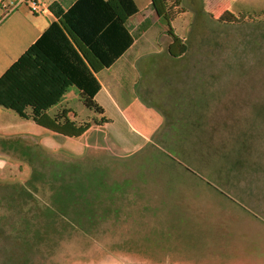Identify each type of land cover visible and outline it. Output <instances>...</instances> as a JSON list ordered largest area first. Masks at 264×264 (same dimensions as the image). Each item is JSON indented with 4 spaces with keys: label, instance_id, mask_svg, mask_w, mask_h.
<instances>
[{
    "label": "rangeland",
    "instance_id": "1",
    "mask_svg": "<svg viewBox=\"0 0 264 264\" xmlns=\"http://www.w3.org/2000/svg\"><path fill=\"white\" fill-rule=\"evenodd\" d=\"M182 6L175 38L161 19L134 33L136 47L150 37L136 91L160 117L150 141L76 94L67 128H33L40 139L24 140V158L1 155L0 194L11 213L0 206V227L19 237H0V264H264V0ZM49 156L75 165L64 179L83 184L51 190L49 170L64 168L41 163ZM175 161L210 182L211 193L166 182ZM215 192L229 198L212 201ZM47 205L59 214L50 226ZM39 211L35 240L21 238Z\"/></svg>",
    "mask_w": 264,
    "mask_h": 264
},
{
    "label": "trees",
    "instance_id": "2",
    "mask_svg": "<svg viewBox=\"0 0 264 264\" xmlns=\"http://www.w3.org/2000/svg\"><path fill=\"white\" fill-rule=\"evenodd\" d=\"M151 5L158 18L167 24V33L174 37L171 22L184 12L182 0H151ZM49 10L68 26L104 67H109L134 41L125 25L128 17L138 10L134 0H75L66 10L58 2H53L49 5ZM185 50L186 44L181 43L179 54H183ZM0 82L14 88L27 89L32 94L30 98H25L19 107L12 101L7 102L5 97H0L1 106L22 117L36 120L43 110L59 102L70 89L76 90L79 99L87 108L102 112V107L95 101L100 83L56 21L51 22L36 41L3 73ZM43 97H47V101L41 104ZM28 108L31 109V115L25 112ZM156 150L164 153L158 146ZM163 155L170 161L175 159L168 153L162 154V157ZM174 164L177 166L174 171H171L172 167L169 168L170 176L164 178L166 182L178 180L195 190L204 189L209 193L214 189L210 182L204 180L190 166L178 161ZM70 167L74 168V172L78 171L71 163L68 164V168ZM173 173L179 178L172 179ZM73 180L68 186L83 184L80 183L82 179L78 177ZM178 187L181 190L184 188L183 185ZM215 193V200L212 201L229 198L223 192Z\"/></svg>",
    "mask_w": 264,
    "mask_h": 264
},
{
    "label": "crops",
    "instance_id": "3",
    "mask_svg": "<svg viewBox=\"0 0 264 264\" xmlns=\"http://www.w3.org/2000/svg\"><path fill=\"white\" fill-rule=\"evenodd\" d=\"M14 8L7 14L1 7L0 0V77L14 64L21 54L47 29L51 22L60 24L74 47L87 63L98 82L100 88L95 94V100L101 107H107L120 117L126 124L129 132L143 141H150L158 129L160 117L156 115L145 100L136 92L141 76L140 64L145 60L146 44L150 42L147 37L144 43L136 47L139 39L134 33L140 35L151 30L160 20L151 5V0H134L138 10L128 17L126 27L132 34L134 41L125 52L109 67H104L88 48L70 31L68 26L54 16L49 5L58 2L61 7L68 9L75 0H14ZM32 4L37 10L32 11ZM142 35V36H143ZM23 91L27 89L7 86L0 82V97L7 102H14L19 107L25 98ZM70 89L59 102L52 104L33 120L31 117H22L11 109L0 105V169L4 170L7 161L1 155H9L20 159L18 147L31 135L40 139V133L32 130L36 127L46 128L47 133L61 131L67 128L64 118L74 106H78L77 93ZM44 99V97H43ZM44 103V100L41 104ZM31 115V109L25 110ZM59 120V123H58ZM69 124V123H68ZM69 131V125H68ZM10 145L12 147H10ZM10 158L7 156V159ZM6 170V169H5ZM149 264V263H147Z\"/></svg>",
    "mask_w": 264,
    "mask_h": 264
},
{
    "label": "flooded vegetation",
    "instance_id": "4",
    "mask_svg": "<svg viewBox=\"0 0 264 264\" xmlns=\"http://www.w3.org/2000/svg\"><path fill=\"white\" fill-rule=\"evenodd\" d=\"M10 147H12L11 145H10ZM18 153H21V157L22 158H24V156L26 155L25 154V149H24V146H23V143L21 144V145H19V147H18ZM29 153V151L27 152V154ZM19 155V154H18ZM30 157V156H29ZM33 159V161H38V160H35V158H32ZM40 160H41V163H43V164H45V163H48V165L50 164L51 166L52 165H54V166H56V165H58V166H60V167H62V168H64L63 169V171L61 172V171H56V169H53V170H49V180H50V182H51V190H55L57 193H59V192H63V190H65V191H68V179H64V177L66 176V175H68V163H64V162H62V161H56L57 159L56 158H53V157H44V159L42 158V157H40ZM48 161V162H47ZM57 169H59V168H57ZM66 174V175H65ZM55 183V184H54ZM63 187V188H62ZM25 187H23L22 189H17V195H18V193L20 192V190L22 191L23 189H24ZM60 188H62V189H60ZM33 190V189H32ZM29 191V190H28ZM34 191V190H33ZM16 195V196H17ZM3 196L0 194V206H5V208H7V211H9V213H11V210L9 209V206H8V201L6 200H4V198H2ZM59 205H61V204H59ZM36 207H37V205H36ZM35 208V207H34ZM44 208L45 209H47V212H48V218H49V222H48V224H49V226L52 224L51 222H55V220H57L58 219V217H59V214L54 210V208L52 207V205H47L46 207L44 206ZM37 212V211H36ZM42 214H41V212L39 211L38 212V214L36 215V216H34V217H32L30 220H31V222L32 223H34V225L36 226V228L32 231V232H30V233H27V234H24V235H21V238H29L30 240H35V238H34V236L35 235H33V234H36L37 232H38V226H37V223H38V219H40V216H41ZM6 218H8V215L6 214ZM17 218V217H16ZM16 218L14 217V218H11L12 219V221L15 219L16 220ZM8 231V227H6V229H3V226L2 227H0V237L3 239V241L5 242H7V240L10 238L11 240H16V238H18L19 237V235H7L5 232H3V231ZM39 236V235H38ZM38 236H36V238L38 237ZM40 237V236H39ZM5 243H3V245H4ZM8 245V244H7ZM1 249H2V251L4 252V248L2 247V242L0 241V251H1ZM52 250H55V248L53 249V247L51 248V247H49L48 248V252H50V254L52 253ZM1 251V252H2ZM2 264V263H1Z\"/></svg>",
    "mask_w": 264,
    "mask_h": 264
},
{
    "label": "built area",
    "instance_id": "5",
    "mask_svg": "<svg viewBox=\"0 0 264 264\" xmlns=\"http://www.w3.org/2000/svg\"><path fill=\"white\" fill-rule=\"evenodd\" d=\"M15 1L14 0H2L1 7L4 10V13H9L14 8ZM31 10H37V5L32 4Z\"/></svg>",
    "mask_w": 264,
    "mask_h": 264
}]
</instances>
